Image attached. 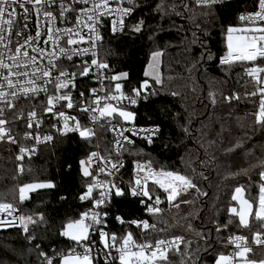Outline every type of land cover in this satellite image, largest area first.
I'll use <instances>...</instances> for the list:
<instances>
[{"label": "trees", "instance_id": "16d2710c", "mask_svg": "<svg viewBox=\"0 0 264 264\" xmlns=\"http://www.w3.org/2000/svg\"><path fill=\"white\" fill-rule=\"evenodd\" d=\"M255 2L208 6L193 0H137L126 30L109 34L103 43L101 58L108 64L109 75L127 73L122 81L125 90L148 83L145 97L133 108L135 124L161 128L151 143L136 140L124 148V178L132 183L133 163L149 159L155 168L179 171L196 185L157 213H148L142 200L129 193L114 195L103 208L109 215L107 230L117 234L118 242L129 231L141 240L142 230L131 220L148 222L143 236L150 243L162 237L181 238L179 250L169 251L168 260L157 264H215L219 255L228 252L230 234L252 240L263 231L262 222L254 216L244 227L229 209L236 205L231 199L235 188L241 186L255 207L253 198L264 183L260 175L264 172V127L253 115L260 96L248 95L256 89L253 78L246 75L247 68L264 62H220L227 50L225 29L242 25L238 16ZM157 51L162 57L160 83L145 75ZM234 96L239 99H231ZM99 130L97 139L73 134L41 145L35 156L22 163L13 146L0 142V202L12 203L20 216L36 221L29 223L27 233L17 224L0 226V264H47L46 259L61 264L59 254L80 248L61 233L66 224L94 207L93 199H81L94 173L89 170L91 175L85 176V163L80 162L98 147L103 154H112L113 136L106 128ZM42 181L54 187L19 200L20 187ZM90 240L96 256L93 264H105L102 240L98 236ZM247 260L264 261V249H252Z\"/></svg>", "mask_w": 264, "mask_h": 264}, {"label": "snow or ice", "instance_id": "6c2138e0", "mask_svg": "<svg viewBox=\"0 0 264 264\" xmlns=\"http://www.w3.org/2000/svg\"><path fill=\"white\" fill-rule=\"evenodd\" d=\"M125 0H73V3L90 4L91 7L82 9L77 17L76 28H60L56 27L57 16L52 11L46 10L49 5L57 3V0H0V48L4 51L0 52V103L7 105L9 108H14L15 104L12 103V99L17 98L19 95L24 96H37L40 93L47 94V84H53L57 92L63 89L75 88L74 83L76 73H68L67 71H59V74L53 77V70L57 69V65L54 60L59 59L56 55L58 52L71 60L74 55L84 56L89 52L88 48L79 47H66L68 45H79L81 43H87L93 36L99 40L101 37L98 34L97 25L100 23L101 18L104 16L116 15L117 19L112 21V30H122L124 25V17L129 15L133 9L128 7H122ZM128 3H132V0H127ZM199 3L204 5H218L224 3L225 0H198ZM115 4L117 7L113 8L111 5ZM258 10L249 13L241 14L238 16V20L242 22H248L247 26L235 27L229 26L225 29L226 38V54L222 57V62L228 65L246 62H255L258 59L264 62V0H257ZM60 18H64V14L67 11H75L61 0L59 4ZM17 9L20 11L18 12ZM32 17L36 18L37 30L35 35L29 32V25ZM90 22V23H89ZM87 29L88 39H85L84 35H81ZM135 31H140L139 27L135 28ZM15 34L17 37L16 46L13 50L11 37ZM47 38L43 41L44 44H50L52 51H47L41 47L39 42L41 36ZM61 40L64 41L65 46H61ZM94 43V42H93ZM31 49L33 53L37 55H30ZM95 56V53H92ZM37 56L40 60L47 59L49 67H40ZM91 65L98 68H107L108 66L103 63H98L96 59L91 60ZM90 71V66L87 62L84 63L83 68L80 71L81 76H87ZM149 75V73H146ZM246 75L253 78L255 91L248 93L249 96H260L258 111L254 113L255 122L264 127V66H252L246 69ZM124 78L127 77V73L122 74ZM64 77V79H61ZM45 78H48L45 80ZM121 75L111 77L112 80L119 81ZM44 81L45 86H40L37 81ZM157 82L159 78L157 77ZM143 89L148 88V83L145 81L141 86ZM7 89V90H6ZM96 89H92L93 95L96 93ZM137 96L140 95V89H133ZM82 97L83 92L79 93ZM231 99H239L238 96L231 97ZM101 100L106 101L101 107ZM127 100L131 104H135L137 101L130 96H126L122 91V85L116 83L114 87V94H109L104 97H97L93 101V111L99 113V117L93 116L92 119L95 121L98 118H112L114 114L118 117L123 118L125 121H133L135 119L134 113L125 111L118 106H113L112 103L107 101H123ZM66 101V107L72 108V97L70 94L53 95L48 96L47 105L45 111L52 112L53 107L56 103ZM87 112V108L81 109ZM3 115V108H0V116ZM28 127L31 128L33 123L39 125L40 121L36 119L37 113L35 111L29 114ZM58 115L64 120V131L72 132L79 131L80 136L89 137L93 133L89 129L80 130V122L75 121L74 126H70L68 121L69 117L64 112H59ZM75 120V118H71ZM8 121L0 119V140L9 139L12 143H16L15 139L11 137L10 130L6 129ZM127 131H132L127 129ZM151 131V130H148ZM123 136V132L120 133ZM31 136V134H26ZM36 142H40V138L36 137ZM51 136L44 137V140H51ZM148 142H152L151 135L147 137ZM131 142V141H130ZM34 151V149L21 148V156L19 159L24 158L25 153ZM97 154L93 153L92 156ZM82 165L84 161L80 162ZM112 168H116V164L111 165ZM137 179L135 180V187L131 190L133 196H144L152 200V196L148 191V181L151 180L159 188L163 189L167 193V199L169 201L175 200L180 194V190H188L195 188L196 185L184 175L174 173L171 171H154L149 163L147 165V171L144 176H140L141 172L145 171V166L137 164ZM104 171V169H100ZM23 172V167L20 169ZM84 175H91L88 168H84ZM111 175V173H109ZM261 177H264V172L260 173ZM54 187L51 183H40V184H27L19 188V200L25 201L29 199L28 193L35 191L38 188H52ZM106 187V191L100 193V199L96 200L97 206L104 203V199L108 192H111L115 188V195L122 196L124 193L116 188L115 185L104 186L100 183L91 185L88 187L87 192L81 199L91 198L93 188ZM137 188L140 190L137 191ZM235 194L232 195L231 199L239 203V211L236 207H231L229 211L238 217L239 224L248 227L249 217L254 216L257 221L264 224V183L260 184L258 197L253 198L257 200L256 210L254 212V204L250 200L244 198V188L236 187ZM161 202L160 197L156 196L155 203ZM149 212H159L158 208L151 206L147 209ZM18 209L12 203H0V216L6 215L13 217L11 220L0 219V226H15V222L18 219L20 226L23 228L25 233L28 232L29 223H36L31 216H19L15 217L14 213ZM119 219V217L117 218ZM87 221V222H86ZM123 223V220L120 221ZM102 219L99 213L85 212L81 215V218L69 222L61 235L69 238V240L76 243L77 246L82 248L83 253L76 252L75 248L70 250L67 254L62 256V264H93L96 256L93 255V249L91 244L94 243L90 240V229L96 231V225H100ZM131 223L137 224V221ZM143 228L148 229L149 224L147 221H143ZM139 226V224H138ZM99 236L103 242V248L105 251V264H157L158 261H167V251L162 246L165 244H171L172 241L157 240L155 245L150 242L138 244L132 233H127L121 238L119 244L117 243V237L115 234H109L102 228L99 229ZM181 239V238H177ZM89 242L85 244L83 242ZM254 242L258 245H264V239H261V233L257 232L254 238ZM229 243L235 246L236 251L231 255H219L215 260V264H255L254 261L247 260V254L252 251L251 247L247 244V239L243 236H235L230 238ZM111 249H115L118 253L116 257H112ZM42 255H45L42 253ZM99 255V253H97ZM111 258V260H109ZM47 264H52V260L48 259ZM264 264V261H261Z\"/></svg>", "mask_w": 264, "mask_h": 264}, {"label": "built area", "instance_id": "2783aa9c", "mask_svg": "<svg viewBox=\"0 0 264 264\" xmlns=\"http://www.w3.org/2000/svg\"><path fill=\"white\" fill-rule=\"evenodd\" d=\"M137 0H132V3H128L127 0L120 5L122 7H128L133 9V11L124 17V25L122 30H117L113 31L112 30V21L114 19H117L116 15L112 16H104L101 18L100 23L97 25L98 29V34L101 37V39L97 40L95 39V36L91 38L87 43H81L79 45H68L66 47H79V48H88L89 52L87 55L84 56H77L74 55L71 60H68L64 56H62L58 50L56 52V55L59 56V59L54 60V63L57 65V69L53 70L52 75L53 77L57 76L59 74V71H67L68 73H73L75 72L76 78H75V88H69V89H63L60 92H57L54 88L53 84H47L48 92L47 94L45 93H40L37 96H24V95H19L17 98L12 99V103L15 104L14 108H9L7 105L0 103V108H3V115L0 116V119H5L8 121L4 127L6 129L10 130V135L13 137L16 141V143H12L11 140L5 138L0 140V142L4 143L7 146L14 147L16 150V159L20 163L24 161L27 157H32L35 156L40 148L41 145L44 144H51L54 143L56 139L59 138H64L68 137L69 135L77 134L80 136L79 131H72V132H65L64 131V120L58 115L59 112H64L66 116H68L70 119L68 121L70 126H74L75 121L80 122V130L84 129H89L93 133L87 138H94L97 139L100 134V128H106L111 135L113 136V142H112V154L105 155L103 154L102 150L100 148H96L93 151H91L88 156L85 158V167L88 168V170H91V172L94 173V177L92 179V182L90 183L89 186L95 185L97 183H100L101 185L104 186H111L115 185L116 188L120 189L124 194L129 193L131 195V190L133 187H135V180L138 178L137 177V164L144 165L145 166V171L141 172L139 175L144 176L147 171V165L150 163L151 167L154 171H171L174 173H178L180 175H184L183 173L175 170H166L163 168H155L152 161L149 159H141V160H136L133 163V166L131 168L132 172V179L133 182H127L126 178L123 176V169L126 165L125 158L123 156V150L127 145H132L136 140H144L148 142L147 137L151 135L152 141L160 134L161 128H159L157 125H137L135 124V119L133 121H125L123 118L118 117L117 114H114L112 118H98L95 121L92 119V117L95 115L99 117L98 112L93 111V101L97 97H104L109 94H114V87L116 83H120L122 85V91L126 96H130L133 99H135L137 102L135 104L129 103L127 100L123 101H107L108 103H112L113 106H118L121 109L125 111H129L133 113V108L138 106L142 99L145 97V89L142 87L139 88H134V89H140V95L137 96L136 93L132 90L127 91L125 90L122 81L125 80V78L122 76L124 73H112L109 75L108 67L107 68H98L96 66L91 65V60L96 59L98 63H103L108 66V64L102 60L101 58V53L103 50L104 42L109 36V34L112 35H118L122 34L126 28H127V22L133 17V14L135 12V5H136ZM195 1L196 4L198 5H204L202 3H199L198 0H193ZM233 1L237 0H225L224 3H230ZM61 0H57V3L49 5L46 10L52 11L54 15L57 16L56 20V27L60 28H76L77 25V17L80 14V11L82 9L91 7L90 4H82V3H73V0H63V3L65 5L74 8L75 11H67L64 14V18H60V4ZM223 3H220L218 5H222ZM215 5V4H214ZM113 8L117 7V5L112 4L111 5ZM258 10V5H257V0L253 6V8L249 11H245L242 14H249L253 13ZM19 12L20 10L17 9ZM90 23V22H89ZM37 21L35 17H32L29 25V32L32 35H35V32L37 30ZM248 22H243L242 25H239L238 27L241 26H247ZM81 35L85 36V39H88L87 36V29H85L83 32H81ZM46 36H41V40L39 42L40 46L45 48L47 51H52V46L50 44H44L43 41L46 39ZM13 43H12V48H14L18 45H16V40L17 37L15 34L11 37ZM94 42V43H93ZM61 46L64 45V41L61 40ZM29 51L30 55H37L36 53H33L31 49H26ZM4 49L0 48V52H3ZM95 53V56L92 55V53ZM225 55V54H224ZM37 59L39 61L40 67L46 68L49 67L47 59L40 60V57L37 56ZM87 62V64L90 66V71L87 76H81L79 73L81 69L84 66V63ZM221 64H225L222 62L221 58ZM258 66H264V63L258 65ZM121 75V79L119 81L117 80H112L111 77ZM48 78H45L47 80ZM61 79H64V77H61ZM37 84L40 86H45L44 81H37ZM96 89L95 95L92 94L91 90ZM7 90V89H6ZM83 92L84 95L81 97L79 93ZM62 94H70L72 97V103L73 107L72 108H67L66 101H61L59 103H56L55 106L53 107L52 112H47L45 111V108L48 107L47 105V98L48 96H53V95H62ZM106 101L101 100V107ZM87 108L88 111L84 112L81 109ZM35 111L37 113L36 119L40 121L39 125L36 123L32 124V127L29 128L27 125L29 123V113ZM135 116V115H134ZM75 118V120L71 119ZM127 129H131L132 131H127ZM151 130V131H148ZM123 132V136L120 135V133ZM26 134H31V136H26ZM46 136H51V140H44V137ZM36 137L40 138V142H36ZM81 138H85L80 136ZM131 141V142H130ZM149 143V142H148ZM28 148V149H34V151H31L29 153L24 154V158L21 160L19 157L21 156L20 149L21 148ZM95 153L97 154L96 156H92V154ZM116 164V168H112L111 165ZM104 169V171H101L100 169ZM111 173V175H109ZM190 180H192L189 176L184 175ZM140 189L137 188V191ZM106 191V187H99L93 188L92 196L91 198L88 199H93L94 201V207L89 209L88 213L96 212L100 214V217L102 219V223L100 225H96L95 228L97 229L96 231H93L90 229V239L94 238L95 236H98L100 241L101 238L99 236V229H103L104 231L108 232L110 235L115 234L117 237L116 233H111L107 230V223L105 221V218H107L109 215H107V212L103 210V208L110 202L111 198L115 195V188L112 189L111 192H108L105 199L104 203L97 206L95 201L100 199V193ZM148 191L150 195L152 196V200H149L148 197L144 196H135L140 198L142 200V204L146 207V210L148 209L149 206L153 208H158L161 212L164 209V206L170 207L176 200L169 201L167 199V193L164 192L163 189L159 188L158 185H155L153 181L149 180L148 181ZM87 192V191H86ZM185 192V190L181 189L180 193ZM133 196V195H131ZM156 196L160 197L161 202L159 204L155 203V198ZM2 203V202H0ZM15 206V205H14ZM16 207V206H15ZM17 208V207H16ZM18 209V208H17ZM148 213H157V212H149ZM15 217L20 216V211L18 210L17 212L14 213ZM119 219L118 221L120 222L123 220L122 217L118 216ZM0 219H7L11 220L13 217H8L6 215L0 216ZM136 221V220H131ZM87 222V221H86ZM124 222V220H123ZM15 224H19V220L17 219ZM135 225V227H138L139 229L142 230L141 235V240H137V236L134 234V232L129 231L128 233H132L134 240L138 244H143L147 240L144 238V228L143 224L140 221H137V224L132 223ZM139 224V226H138ZM263 225V231L259 232L261 233V239H264V224ZM235 236H243L240 234H230L227 241H228V252L225 255H231L234 251H236L235 246L229 243L230 238L235 237ZM180 238L179 236H172L169 238H158V240H165V241H172L173 243L171 244H165L162 247L166 249L167 253L172 250H179L180 247V240L177 239ZM255 238V237H254ZM149 242V241H147ZM85 244H88V242H83ZM117 243L118 242V237H117ZM155 245V242L152 243ZM247 244L251 249L254 248H263L264 245H258L254 242V239L252 240H247ZM76 252L78 253H83L82 248L75 249ZM107 250H104V252ZM112 252V257H116L118 253L115 251V249H111ZM95 253V250H93V255ZM67 254V253H66ZM65 254H59L58 256L61 259V264H62V256ZM48 261V259H46ZM111 260V258H109ZM158 263V262H157Z\"/></svg>", "mask_w": 264, "mask_h": 264}, {"label": "rangeland", "instance_id": "374dc122", "mask_svg": "<svg viewBox=\"0 0 264 264\" xmlns=\"http://www.w3.org/2000/svg\"><path fill=\"white\" fill-rule=\"evenodd\" d=\"M157 61H159V57H158V53L157 52H155V53H153V55L151 56V61H150V63L147 65V67H146V69H145V71H147L146 73H149V75H146V77L147 78H152L151 77V74H150V71L152 70L153 71V69H155V71H157V73L159 74V66H158V62ZM154 67H156V68H154ZM158 77V76H157ZM40 183H49L48 181H42V182H38V183H30V184H40ZM38 189H42V188H38ZM37 190V189H36ZM257 203H258V201H257ZM239 207V203H238V206H237V208ZM254 210H256V206L254 207ZM73 222V221H72ZM67 225V224H66ZM65 228V227H64ZM248 261H251V260H248ZM261 261L262 260H258V261H254L255 262V264H261ZM241 264H242V262H241Z\"/></svg>", "mask_w": 264, "mask_h": 264}, {"label": "crops", "instance_id": "0c3cea01", "mask_svg": "<svg viewBox=\"0 0 264 264\" xmlns=\"http://www.w3.org/2000/svg\"><path fill=\"white\" fill-rule=\"evenodd\" d=\"M155 53V52H154ZM157 53H158V57H159V61H157L158 62V66H159V74L157 73V71H155V69H153V71L151 70L150 71V74H151V77L152 78H149V79H152V80H156L157 81V76H158V78H159V82L158 83H160L161 82V79H162V71H160V68H161V64H162V57H161V52L160 51H157ZM153 55V54H152ZM154 68H156V67H154ZM146 72L147 71H145V75H146ZM49 183H51V182H49ZM52 184V183H51ZM37 190H39V189H37ZM36 191V190H35ZM33 192V191H32ZM32 192H29L28 193V196L32 193ZM234 194H235V191H234ZM233 194V195H234ZM244 198L245 199H248V197H246V195H245V191H244ZM249 200V199H248ZM251 202V201H250ZM237 206H238V202L236 201V205L235 206H232V207H236L237 208ZM237 210L239 211V207L237 208ZM250 219H251V217H249V222H250Z\"/></svg>", "mask_w": 264, "mask_h": 264}]
</instances>
